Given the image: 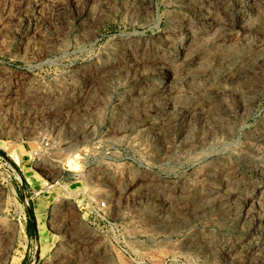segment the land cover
Masks as SVG:
<instances>
[{"label":"rangeland","instance_id":"rangeland-1","mask_svg":"<svg viewBox=\"0 0 264 264\" xmlns=\"http://www.w3.org/2000/svg\"><path fill=\"white\" fill-rule=\"evenodd\" d=\"M0 264H264V0H0Z\"/></svg>","mask_w":264,"mask_h":264},{"label":"built area","instance_id":"built-area-1","mask_svg":"<svg viewBox=\"0 0 264 264\" xmlns=\"http://www.w3.org/2000/svg\"><path fill=\"white\" fill-rule=\"evenodd\" d=\"M43 144V146H47L48 145V142L46 141V142H42ZM26 202L28 203V201L26 200ZM105 206H106V204H105V202H98L97 204H96V209H98V210H102V209H104L105 208Z\"/></svg>","mask_w":264,"mask_h":264},{"label":"trees","instance_id":"trees-1","mask_svg":"<svg viewBox=\"0 0 264 264\" xmlns=\"http://www.w3.org/2000/svg\"><path fill=\"white\" fill-rule=\"evenodd\" d=\"M33 217H34L33 214H30V219H31V218L33 219Z\"/></svg>","mask_w":264,"mask_h":264},{"label":"crops","instance_id":"crops-1","mask_svg":"<svg viewBox=\"0 0 264 264\" xmlns=\"http://www.w3.org/2000/svg\"><path fill=\"white\" fill-rule=\"evenodd\" d=\"M29 217H30V215H29Z\"/></svg>","mask_w":264,"mask_h":264}]
</instances>
